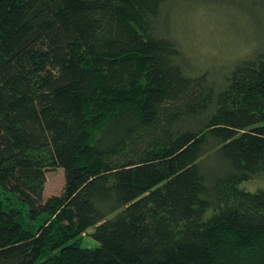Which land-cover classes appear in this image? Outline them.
Instances as JSON below:
<instances>
[{"label":"trees","instance_id":"16d2710c","mask_svg":"<svg viewBox=\"0 0 264 264\" xmlns=\"http://www.w3.org/2000/svg\"><path fill=\"white\" fill-rule=\"evenodd\" d=\"M166 2L0 0V264H264V43L198 73Z\"/></svg>","mask_w":264,"mask_h":264},{"label":"rangeland","instance_id":"374dc122","mask_svg":"<svg viewBox=\"0 0 264 264\" xmlns=\"http://www.w3.org/2000/svg\"><path fill=\"white\" fill-rule=\"evenodd\" d=\"M166 28L180 43L194 70L219 78L237 62L257 52L264 43V0H167ZM263 174L244 184L263 187ZM44 197L58 196L65 186L62 169L46 173ZM98 243L84 236L83 246Z\"/></svg>","mask_w":264,"mask_h":264}]
</instances>
